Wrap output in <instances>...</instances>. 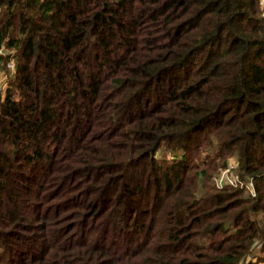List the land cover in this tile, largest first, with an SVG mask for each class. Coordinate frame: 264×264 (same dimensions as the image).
I'll list each match as a JSON object with an SVG mask.
<instances>
[{
  "label": "trees",
  "instance_id": "trees-1",
  "mask_svg": "<svg viewBox=\"0 0 264 264\" xmlns=\"http://www.w3.org/2000/svg\"><path fill=\"white\" fill-rule=\"evenodd\" d=\"M262 11L0 0V264H262Z\"/></svg>",
  "mask_w": 264,
  "mask_h": 264
},
{
  "label": "built area",
  "instance_id": "built-area-1",
  "mask_svg": "<svg viewBox=\"0 0 264 264\" xmlns=\"http://www.w3.org/2000/svg\"><path fill=\"white\" fill-rule=\"evenodd\" d=\"M261 5L264 17V0H261ZM0 53L6 54V50L1 49ZM8 66L12 69L14 68V61L12 59L8 61ZM237 166L238 162L234 158H230L226 167H223V169L220 170L219 174L214 177L216 185L219 188H223L228 185H241L245 187V189L251 194V196H256V189L253 179L248 178L245 181H242L236 172Z\"/></svg>",
  "mask_w": 264,
  "mask_h": 264
},
{
  "label": "rangeland",
  "instance_id": "rangeland-1",
  "mask_svg": "<svg viewBox=\"0 0 264 264\" xmlns=\"http://www.w3.org/2000/svg\"><path fill=\"white\" fill-rule=\"evenodd\" d=\"M9 69H12L8 66ZM7 80V74L4 69L0 68V91H2L5 88ZM233 158V157H232ZM236 160V159H235ZM223 169V168H222ZM221 170V169H220ZM220 172V171H219ZM264 264V262L262 263Z\"/></svg>",
  "mask_w": 264,
  "mask_h": 264
}]
</instances>
